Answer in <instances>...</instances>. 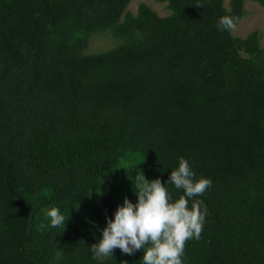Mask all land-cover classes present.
I'll list each match as a JSON object with an SVG mask.
<instances>
[{"label": "trees", "instance_id": "obj_1", "mask_svg": "<svg viewBox=\"0 0 264 264\" xmlns=\"http://www.w3.org/2000/svg\"><path fill=\"white\" fill-rule=\"evenodd\" d=\"M131 1L0 0V264H98L105 212L141 169L164 183L180 157L212 181L184 264H264V49L256 29L216 28L245 0H161L163 17ZM112 27L127 42L83 55ZM52 207L64 229L40 228Z\"/></svg>", "mask_w": 264, "mask_h": 264}, {"label": "clouds", "instance_id": "obj_2", "mask_svg": "<svg viewBox=\"0 0 264 264\" xmlns=\"http://www.w3.org/2000/svg\"><path fill=\"white\" fill-rule=\"evenodd\" d=\"M238 22L239 17L224 15L218 19L216 28L231 32ZM138 175L136 202L125 197L112 217H105L106 225L99 229L101 238L91 245L93 258L103 264L119 249L130 256L142 251V264H184L186 242L201 238L208 215L204 201L196 197L203 196L212 186L211 179L197 178L184 157L179 158L178 167L171 170L164 183L159 178L148 180L142 173ZM170 186L183 194L173 200ZM46 217L48 223H41V229H64L69 216L66 218L59 207H52Z\"/></svg>", "mask_w": 264, "mask_h": 264}, {"label": "rangeland", "instance_id": "obj_3", "mask_svg": "<svg viewBox=\"0 0 264 264\" xmlns=\"http://www.w3.org/2000/svg\"><path fill=\"white\" fill-rule=\"evenodd\" d=\"M146 4L153 11H155L159 16H167L171 13V10L167 6L166 1L161 0H132L126 11H130L132 14H136L140 4ZM224 4L227 8L230 6V0H224ZM244 12L245 15L243 19H241L235 30L231 31L234 36L237 37H246L251 31L258 30L261 35L260 45L264 49V6L260 5L256 1L245 0L244 2ZM116 28L112 27L108 30H96L89 34L86 44L82 48L83 55H92L97 56L98 54L105 53L106 51H110L112 49L117 48L123 43L127 42L126 38L123 35L116 34ZM144 164V162H143ZM139 169V168H138ZM140 170V169H139ZM8 175L9 178L15 179V173L13 170H10ZM142 173L146 172L145 170H140ZM136 173V172H135ZM145 176V175H144ZM6 178V177H5ZM4 178V179H5ZM146 179L151 180L152 178L145 176ZM7 181V180H6ZM134 187V181L131 182V187L128 190L127 194L123 196L120 195L116 203L110 207L105 213L114 212L118 205L123 204V200L127 197L131 202L135 203L136 200L132 199V194L134 191H131Z\"/></svg>", "mask_w": 264, "mask_h": 264}]
</instances>
